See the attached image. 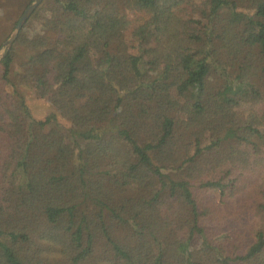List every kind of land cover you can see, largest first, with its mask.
<instances>
[{"label":"trees","instance_id":"1","mask_svg":"<svg viewBox=\"0 0 264 264\" xmlns=\"http://www.w3.org/2000/svg\"><path fill=\"white\" fill-rule=\"evenodd\" d=\"M0 264H264V0H44L0 61Z\"/></svg>","mask_w":264,"mask_h":264},{"label":"rangeland","instance_id":"2","mask_svg":"<svg viewBox=\"0 0 264 264\" xmlns=\"http://www.w3.org/2000/svg\"><path fill=\"white\" fill-rule=\"evenodd\" d=\"M8 1H11V0H0V5L1 4H5ZM34 1L35 0H32L30 2V4L33 3ZM43 1L44 0H42V2L38 5V7L43 3ZM9 6H11V5H9ZM9 6H7V7H9ZM28 6H27V8H28ZM7 7L2 8L0 6V49L4 46L5 42L10 38L12 32L15 30V28H16V26H17V24H18V22H19V20H20V18L22 16L21 15L20 18H18V20H17L16 16L9 18L6 14H2L3 10H5V8H7ZM26 9H25V11H26ZM35 10L32 12V14L26 20V22L24 23L23 27L26 26L27 21L32 17V15L35 12ZM140 18H141L140 14L134 12L133 10L132 11L130 10L129 11L130 24L125 26L122 30H120L119 34H121L122 36H127L128 37L130 32H131L132 27L138 22V20ZM15 20H17V21H15ZM39 22H40V20H36L34 22L33 26L31 28H29L30 31L38 30L39 29ZM23 27H22V29H23ZM14 43H13V45H14ZM17 48L19 50H23V48H20V47H17ZM11 77H12L11 78L12 81L15 83L16 80L14 78V75H12ZM16 88H17V90H18V92L20 94H22L24 97H26V100L28 102L30 110H31V112L33 113V115L35 117L44 118L50 112H52L54 110L52 105L50 104V102L48 100H46L44 98H40L36 94L35 89L33 88V86L31 85V83L29 81H27L24 85H22V84L17 85ZM9 89H10V86H9Z\"/></svg>","mask_w":264,"mask_h":264},{"label":"water","instance_id":"3","mask_svg":"<svg viewBox=\"0 0 264 264\" xmlns=\"http://www.w3.org/2000/svg\"><path fill=\"white\" fill-rule=\"evenodd\" d=\"M42 2V0H35L33 3H31L26 11L22 14L15 30L12 32L10 38L5 42L4 46L0 49V61L6 56V54L10 51L13 43L16 41V39L19 36V33L26 22V20L29 18V16L32 14V12L38 7V5Z\"/></svg>","mask_w":264,"mask_h":264}]
</instances>
